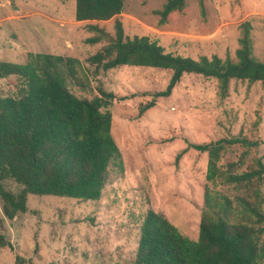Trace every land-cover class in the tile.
<instances>
[{
    "label": "rangeland",
    "instance_id": "1",
    "mask_svg": "<svg viewBox=\"0 0 264 264\" xmlns=\"http://www.w3.org/2000/svg\"><path fill=\"white\" fill-rule=\"evenodd\" d=\"M166 1L125 0L121 13L108 21L76 22L75 0H0V61L24 64L31 54L60 56L70 61L60 69L74 96L92 100L100 89L111 92L110 134L123 162L122 172L109 169L95 202L28 195L27 212L11 221L0 202V233L8 241L0 249V264H133L148 210L197 240L207 154L187 148L185 141H257L252 148L227 145L219 165L241 159L235 170L240 172L256 159L264 164V83L232 80L221 97L216 79L184 74L169 96L158 97L170 71L130 66L103 71L89 63L114 38L115 22L125 36H147L173 55L236 62L241 24L248 21L252 54L263 61L264 0H185L181 11L161 23ZM98 36V43L87 42ZM19 85L14 76L0 79V96H16ZM2 184L13 193L21 189L13 180ZM207 184L213 194L230 199L244 194L219 181Z\"/></svg>",
    "mask_w": 264,
    "mask_h": 264
},
{
    "label": "trees",
    "instance_id": "2",
    "mask_svg": "<svg viewBox=\"0 0 264 264\" xmlns=\"http://www.w3.org/2000/svg\"><path fill=\"white\" fill-rule=\"evenodd\" d=\"M124 2L75 0L74 19L108 21L121 13ZM184 5L185 0H167L159 11L160 22ZM114 27V38L89 57V63L103 71L120 66L170 71L166 89L157 93L158 97L169 96L184 74L216 79L221 97L227 96L232 80L264 83V59L258 61L252 54L248 21L241 24L236 62L216 55L198 60L173 55L147 36H125L120 22ZM91 29L102 35L97 27ZM99 41L100 36L87 39L91 44ZM69 62L39 53L31 54L24 64L0 61V79L14 76L20 81L16 96H0V202L9 221L27 212L28 195L98 201L109 169L123 171L120 150L110 134L108 107L114 96L101 89L92 100L74 96L60 69ZM185 142L187 148L207 154L197 240L184 237L163 215L148 210L139 227L133 264H264V164L256 159L253 167L240 172L235 170L241 159L219 165L227 145L252 148L258 142L243 137L204 144ZM5 180H13L21 189L16 193L5 189ZM216 181L245 195L230 199L213 194L207 183ZM7 244L0 233V249Z\"/></svg>",
    "mask_w": 264,
    "mask_h": 264
},
{
    "label": "crops",
    "instance_id": "3",
    "mask_svg": "<svg viewBox=\"0 0 264 264\" xmlns=\"http://www.w3.org/2000/svg\"><path fill=\"white\" fill-rule=\"evenodd\" d=\"M121 67V66H120Z\"/></svg>",
    "mask_w": 264,
    "mask_h": 264
}]
</instances>
